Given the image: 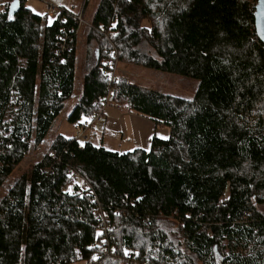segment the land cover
I'll use <instances>...</instances> for the list:
<instances>
[{"label":"trees","instance_id":"obj_1","mask_svg":"<svg viewBox=\"0 0 264 264\" xmlns=\"http://www.w3.org/2000/svg\"><path fill=\"white\" fill-rule=\"evenodd\" d=\"M12 2L0 0V190L75 88L77 14L59 9L47 24L18 0L9 20ZM255 4L99 0L88 37L97 51L68 122L83 128L79 119L108 96L169 137L119 153L56 136L0 197V264H264V45ZM114 63L198 87L188 100L110 81Z\"/></svg>","mask_w":264,"mask_h":264},{"label":"rangeland","instance_id":"obj_2","mask_svg":"<svg viewBox=\"0 0 264 264\" xmlns=\"http://www.w3.org/2000/svg\"><path fill=\"white\" fill-rule=\"evenodd\" d=\"M44 1H47V3H49L52 8L48 9V5H46ZM98 2L99 0H25L24 6L31 9L36 15L41 16L47 22V24H50L54 20L59 9H65L77 15L81 14L82 20L85 24L81 25L77 31L74 96L66 102L64 109L60 112V115L52 124V127L47 134L43 144L37 147L31 146L29 155L25 158L24 162L19 165L12 176L7 179L4 187L1 188L0 197L13 183L15 178L30 171L32 165L40 159V157L47 150L51 141H53L58 135L69 138L76 136L78 131H83L84 135L86 136V139L82 138L83 140H87L95 146L105 147V149H110L109 145L113 146V144H118L119 142H121L119 135L111 134L108 132L104 136L105 142L101 143L100 140H98L101 139V137H94L93 135H91V131H89L90 128L83 129L76 124H71L68 122V116L70 115L73 107L75 106V103L81 95V83L88 65V54L90 55V59H93L94 54L97 51L96 42H90V38L88 39V37L90 36V21L95 12ZM137 70H142L145 73V75L143 76L149 77L152 82H154L153 85H156V88L159 89L161 93L181 99H192L199 83L195 79L186 78L170 73H163L153 69L137 67ZM90 121L91 117H81L79 119L80 124H84L85 122L90 124ZM95 124V131L100 132L102 123L96 122ZM168 137L169 131L167 134V138ZM126 151H132V149L123 150L120 153H124ZM72 264H86V262L76 261Z\"/></svg>","mask_w":264,"mask_h":264},{"label":"crops","instance_id":"obj_3","mask_svg":"<svg viewBox=\"0 0 264 264\" xmlns=\"http://www.w3.org/2000/svg\"><path fill=\"white\" fill-rule=\"evenodd\" d=\"M115 67L117 77H124L130 84L141 88L160 92L149 77L143 76L145 73L142 70H137V67L140 66L116 63ZM99 122L102 123L101 131H95L96 124H93L89 127L91 135L101 137V139H98L101 143L105 142L104 136L108 132L119 135L121 142L113 144V146L109 145L110 149H108L119 153L123 150L140 148L147 151L150 148V142L153 137L165 140L169 131L168 128L115 104H110L109 107L105 108L102 119ZM84 137L86 139L85 135Z\"/></svg>","mask_w":264,"mask_h":264},{"label":"built area","instance_id":"obj_4","mask_svg":"<svg viewBox=\"0 0 264 264\" xmlns=\"http://www.w3.org/2000/svg\"><path fill=\"white\" fill-rule=\"evenodd\" d=\"M44 2H45V1H44ZM45 3H46V5H48V9H51V8H52L51 5H50L49 3H47V1H46ZM255 5H256V4H255ZM254 7H255V6H254ZM76 21H77V23H78V29L80 28L81 25L85 24V23L83 22V20H82L81 14H79V15L76 16ZM78 29H77V31H78ZM115 65H116V63H114V65H112V66L110 67V69H108V72H107V74H106V78H107L108 80H110V81H116V80L119 78V77H117V70H116ZM109 102H110V100H109V97H108V96H105V97H103V98H100V99L94 101L93 104H94V105H95V104H98L100 109H99L98 112H96V113L91 117L90 124H88V123H86V122L83 124V126H84L83 129H85V128H89L90 126H92V125L95 124L96 122H99V121L102 119V116H103V114H104V110H105V108L109 105ZM76 137H77L78 139H82V138L85 139L83 131H82V132H81V131H78ZM104 218L106 219L107 216H104ZM108 227H109V226H108ZM109 228H110V227H109ZM110 253H111L110 251H104V255H109ZM90 264H96V262H94L93 260H91V261H90ZM124 264H128V262L125 260V263H124Z\"/></svg>","mask_w":264,"mask_h":264},{"label":"water","instance_id":"obj_5","mask_svg":"<svg viewBox=\"0 0 264 264\" xmlns=\"http://www.w3.org/2000/svg\"><path fill=\"white\" fill-rule=\"evenodd\" d=\"M13 2L8 7V12H11L12 16L16 13L19 2L17 0V7L12 8ZM254 28L255 33L259 41L264 45V0H256V5L254 7Z\"/></svg>","mask_w":264,"mask_h":264},{"label":"snow or ice","instance_id":"obj_6","mask_svg":"<svg viewBox=\"0 0 264 264\" xmlns=\"http://www.w3.org/2000/svg\"><path fill=\"white\" fill-rule=\"evenodd\" d=\"M16 7H17V0H13L12 8L15 9ZM8 19L9 20L13 19L11 12L8 13ZM94 259H95V257H94Z\"/></svg>","mask_w":264,"mask_h":264}]
</instances>
